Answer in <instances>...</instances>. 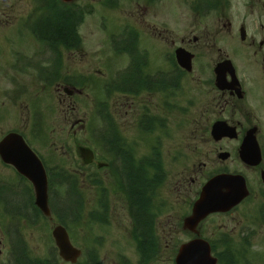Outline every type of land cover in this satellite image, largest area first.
Wrapping results in <instances>:
<instances>
[{"label": "flooded vegetation", "instance_id": "obj_1", "mask_svg": "<svg viewBox=\"0 0 264 264\" xmlns=\"http://www.w3.org/2000/svg\"><path fill=\"white\" fill-rule=\"evenodd\" d=\"M95 2L113 12L100 18L111 24V48L89 57L80 1L10 10L0 0V143L17 133L44 168L79 177L81 242L66 229L80 249L74 264H103L104 248L115 264H177L180 248L197 240L209 242L216 264H264V0ZM121 2L131 8L117 16ZM81 94L88 146L62 142L72 169L49 166L44 112L52 105L71 118ZM228 173L239 176V190L244 181L246 196L188 221L206 182ZM20 183L30 192L0 155V211L16 215ZM206 194L207 204L218 202ZM118 196L127 223L115 225ZM50 242L58 259L52 234Z\"/></svg>", "mask_w": 264, "mask_h": 264}, {"label": "rangeland", "instance_id": "obj_2", "mask_svg": "<svg viewBox=\"0 0 264 264\" xmlns=\"http://www.w3.org/2000/svg\"><path fill=\"white\" fill-rule=\"evenodd\" d=\"M78 1L82 3L83 7H87L86 9L91 8V12L83 16L82 26H80L82 50L86 53V56L89 57L103 55L105 51L111 48L109 40L111 24L106 21V23L104 22L105 26H103L100 18L103 17L105 20H108L113 15V12L101 8V5H98L95 0ZM4 4L10 10H22L25 7L29 8L32 6L30 0H5ZM119 7L120 8H118L116 12L117 16L126 15L128 9L131 8L130 3L122 2ZM91 59L90 62L93 64L98 58L93 57ZM88 66L87 64H83V66L80 65L79 67L88 68ZM91 75L95 77L94 73H91L90 76ZM85 98L83 94L75 97L74 115H72L71 118L65 119L64 117L67 113H65L63 109H56L52 105L44 112L46 116L44 124L47 141L42 144L43 147L41 148V152L42 155L48 159L49 166L60 164L68 171L72 169L71 164L68 162L69 157L63 154L62 142L72 145L74 141L81 145L84 144L88 146V133H86L87 124L85 122L88 106L86 105ZM73 119H77V122H72L71 120ZM171 134L172 139H182L183 137V133L180 131H173ZM70 174H72V172L67 173V175L63 173H54L52 176V208L57 215L55 218L60 219V222L54 217L53 219H49L38 216L30 203V198L33 199V190L31 186L29 185V192L24 188V185L23 187L22 184H20L18 189L19 193L14 195L13 198L17 207L16 215H13L10 210H8V212L0 211V264H11L12 259L10 258V253L13 247H15L16 250L21 248V251L27 258L48 257V252L51 251L50 248L53 246L50 242V233L58 223L72 230L71 233H73L75 242H81L79 230L85 227V218L83 214L84 211L81 210V206L79 207V200H77L78 198L76 196L75 182L79 177L76 180H71L68 176ZM81 188L84 189L86 198L92 201L93 190L86 186V184L81 186ZM88 208H86L85 211ZM124 208L125 205L120 196H118L116 199L118 214L115 219V225L127 223V221L124 220ZM4 213H6L7 216L12 214V221L10 220V222L7 223L5 219L3 223L1 218L5 217ZM10 236L12 238H10ZM15 236L20 238L18 242L11 240ZM100 254H102L104 258L103 264H115L113 248L101 249Z\"/></svg>", "mask_w": 264, "mask_h": 264}, {"label": "water", "instance_id": "obj_3", "mask_svg": "<svg viewBox=\"0 0 264 264\" xmlns=\"http://www.w3.org/2000/svg\"><path fill=\"white\" fill-rule=\"evenodd\" d=\"M66 1V0H65ZM10 143L15 147V150L8 152L3 155V159L11 162L14 167L23 174L28 180H31L33 188L35 190V203L37 207L44 214L49 215L48 212V201H47V179L45 170L41 165L40 160L34 155L29 147H26L22 138L18 135H10L4 142ZM238 182H236V177L234 175H218L208 182L204 188V193H202L201 199L197 201L196 207L194 209L193 215L188 219V221L197 222L198 219L203 217L204 213L208 210H218L224 209L225 207L235 204L246 192H242L238 188ZM222 189L226 192H222ZM230 189V190H229ZM229 190V191H228ZM205 191L215 192L217 197L215 199H220L224 201V204H218V206L207 207ZM208 201V200H207ZM202 203V205H201ZM221 205V206H220ZM55 237V243L59 249V256H61L65 261L70 260L74 262L77 258L79 251L69 243L68 235L61 225H57L53 228L52 232ZM190 244V243H189ZM189 244L180 248V252L176 258L177 264H215L216 260L210 255V249L204 241L197 240L190 244L189 250L199 251L198 256H188L187 248ZM194 245V246H193Z\"/></svg>", "mask_w": 264, "mask_h": 264}, {"label": "trees", "instance_id": "obj_4", "mask_svg": "<svg viewBox=\"0 0 264 264\" xmlns=\"http://www.w3.org/2000/svg\"><path fill=\"white\" fill-rule=\"evenodd\" d=\"M13 259L14 263L12 264H56V261L53 260H43L37 257L27 258V256L21 251V248L15 251Z\"/></svg>", "mask_w": 264, "mask_h": 264}]
</instances>
